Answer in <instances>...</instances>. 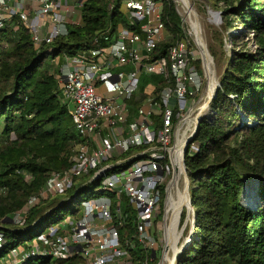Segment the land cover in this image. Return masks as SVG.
<instances>
[{"label": "trees", "instance_id": "obj_1", "mask_svg": "<svg viewBox=\"0 0 264 264\" xmlns=\"http://www.w3.org/2000/svg\"><path fill=\"white\" fill-rule=\"evenodd\" d=\"M120 1L84 0L76 12L79 24L69 26L66 35L49 45L35 46L21 26L0 29V262L47 227L61 222L64 217L53 223L48 220L65 202L81 204L83 189L99 186L97 181L89 182V176L82 177L64 194L30 207L20 224L2 223L21 212L27 201L42 191L51 174L72 166L73 148L82 140L60 96L56 76L64 57L87 49L107 29H132L119 10ZM201 1L222 14L224 27L217 32L220 44L207 46L220 71L219 87L210 103L211 117L202 119L186 148L184 165L194 218L187 225L189 243L175 264H264V0ZM155 2L162 5L168 31L151 53L159 59L167 57L169 47L184 33L172 1ZM234 23L239 32L229 37L230 48L226 49L223 41ZM195 65L201 71L200 62ZM162 82L159 77L141 76L138 98L147 83L161 87ZM193 145L197 150L190 155ZM145 149H130L122 155L123 162L115 172L126 169L130 157ZM250 182L255 184L254 209L242 203ZM159 192L162 208L163 185ZM79 208H69L68 214H79ZM129 209L123 212L129 213ZM185 215L183 212L182 222ZM38 222L42 223L39 231L24 239L25 232ZM114 226L122 239L134 234L131 220L123 227ZM132 253L133 264H141L143 250L136 247ZM76 263L79 260L43 257L30 258L25 264Z\"/></svg>", "mask_w": 264, "mask_h": 264}, {"label": "built area", "instance_id": "obj_2", "mask_svg": "<svg viewBox=\"0 0 264 264\" xmlns=\"http://www.w3.org/2000/svg\"><path fill=\"white\" fill-rule=\"evenodd\" d=\"M83 1L0 0V29L21 26L35 46L49 45L66 35L69 26L79 24L76 12ZM119 10L132 29H107L87 49L64 57L56 76L60 96L82 140L73 148L72 166L51 174L12 222L20 224L30 207L64 194L82 177L97 181L98 192L107 197L82 201L79 214L47 227L26 246L12 250L2 264H25L43 257L77 259L76 264H133L136 247L143 250L141 264H168L164 257L169 227L164 222L157 224V232L153 230L161 209L159 187L172 176L165 188L168 194L178 167L175 149L192 136L198 116L206 119L212 114L205 107L208 94H202L206 73L203 63L204 76L195 65L202 56L192 29H182L184 37L169 47L167 57H152L168 34L161 4L121 0ZM143 75L163 82L161 87L147 83L138 98ZM141 147L147 149L130 157L126 169L115 172L122 155ZM196 150L193 145L190 155ZM181 179L180 173L176 189ZM123 202L134 214L122 211ZM130 220L134 234L122 239L114 223L123 227Z\"/></svg>", "mask_w": 264, "mask_h": 264}, {"label": "rangeland", "instance_id": "obj_3", "mask_svg": "<svg viewBox=\"0 0 264 264\" xmlns=\"http://www.w3.org/2000/svg\"><path fill=\"white\" fill-rule=\"evenodd\" d=\"M170 1H172L178 16L180 17V19L182 21L183 29L191 30V25L189 22V16H188L186 10L182 7V5L177 0H170ZM189 3H190V5L192 4L191 7L194 9L195 13L197 14L198 23H199V27H200V34H201V38H202V41H203L205 47L207 48V46L209 44L218 46L220 44V36L221 35L217 34V32L219 33L221 31V29H223V27H224L222 24L223 23L222 14L220 12L214 11V9H211L208 6V4H206L204 1H201V0H189ZM234 25H235V27L226 33L227 38L226 39L224 38V41H223L224 42V48H226V49L230 48V44L228 42L229 37H231L234 34L239 32L238 24L234 23ZM249 48L251 50L254 49L252 44L249 45ZM202 63L203 62L200 60V67L202 66ZM212 71H213L214 80L216 82H218L220 71H219V69H217L215 67L213 61H212ZM199 72H201V75L204 76L203 70L202 71L199 70ZM207 84H208V81H207V77H206L204 80L203 88H202V94L203 93L205 94ZM210 117H211V115H209V117L207 119H209ZM245 120L247 123H249V121L247 119H245ZM171 180H172V176H168V177H166V179L164 180V183L162 184L164 186L165 198L163 199L162 208L159 210V217L157 219L158 221L156 223H154V227H153L154 232L155 231L157 232L158 227H159L157 224H159V223L163 224L165 222L166 227L170 226V218L172 216V212H171V209L168 208L169 207V205L167 204L168 194L166 195L165 188ZM175 186L176 185L174 184L169 190V194L173 200H177L178 193L183 192L184 180L181 179L179 181L178 189H176ZM100 189H101V186H97V187L89 186L88 188L83 189V192L80 194L79 199L81 201H91L93 198H96V197L106 198L107 197L106 193H99L98 192ZM256 200H257V198H256ZM187 203H188V200H187ZM255 203H256V201L254 202L253 207H250L249 205H245V206L254 209L255 205H256ZM79 205H80L79 201H76L73 203H70L69 201L65 202L64 205L60 208V210H58L57 213L48 220V222L53 223V222L57 221L58 219H60L61 217H64V218L68 217L69 216L68 209L78 207ZM121 207H122V211H127V209L129 208L127 202H123L121 204ZM133 212L134 211L130 208L129 213L134 214ZM165 212H166V217H165V219H163ZM183 212L186 213L184 222L181 221V217H182ZM21 216H22V214H21ZM193 218L194 217H193L192 210L190 209L189 205L187 204L182 209V211L180 212V214L178 216V220H177L178 225L176 224L175 232L179 236L178 243L176 244V251H177L176 254H180L179 252L181 251V249L189 242V237L186 236L187 225H188V223L192 224ZM41 224H42L41 222L34 224L30 232H25L24 239H27L28 237L35 235L39 231V229L41 228ZM167 249H168V254L166 253ZM174 254L175 253L171 250V248L168 247V242H167V246L165 249V255H167L166 262L168 264L171 261V258L173 257ZM8 260L11 261V259H8ZM157 260H159V257H157ZM5 261L6 260H3L2 262H5ZM2 262H1V264H2ZM158 263H159V261H157V264ZM149 264H152V263H149Z\"/></svg>", "mask_w": 264, "mask_h": 264}, {"label": "bare ground", "instance_id": "obj_4", "mask_svg": "<svg viewBox=\"0 0 264 264\" xmlns=\"http://www.w3.org/2000/svg\"><path fill=\"white\" fill-rule=\"evenodd\" d=\"M182 7L186 10L188 16H189V22L191 25V29L193 30L194 34L195 31L198 30V27L196 26L192 12H195L194 9L191 7L189 0H177ZM194 6V5H193ZM192 10V12L189 9ZM201 36V34H200ZM197 43L199 45L200 49V54L203 58L204 65H205V73L208 77V84L206 88V92L208 96H211L214 91H215V83L213 79V71H212V65H211V59H206V55L204 52V43L202 41V38L199 37L197 40ZM176 150V177L174 181L170 184L168 189H170L177 181L179 178V174L181 173V167H180V161H181V155L183 151V143L181 145H178V147L175 149ZM243 204L244 205H249L250 207H253L254 202L256 201V195H255V184L250 182L246 184L245 191L243 194ZM167 204L169 205V209H171L172 216L170 218V226L166 230V244L168 242V247L171 248V250L176 254V244L178 243V234L175 232L176 229V224L178 220V216L182 209L188 204L187 203V197L184 192L178 193L177 195V200H173L168 192V198H167ZM167 211V210H166ZM166 213V212H165ZM178 225V224H177ZM167 246V245H166ZM166 249V248H165ZM167 260V255L164 257V261ZM172 260V258H171Z\"/></svg>", "mask_w": 264, "mask_h": 264}, {"label": "water", "instance_id": "obj_5", "mask_svg": "<svg viewBox=\"0 0 264 264\" xmlns=\"http://www.w3.org/2000/svg\"><path fill=\"white\" fill-rule=\"evenodd\" d=\"M81 1V0H80ZM189 9V8H188ZM191 12L192 10L189 9ZM192 15H193V19H194V22L196 24V26L198 27V30L195 31V34H194V38H195V41L201 37L200 36V27H199V23H198V17H197V14L195 12H192ZM197 43V41H196ZM198 44V43H197ZM204 52H205V55H206V59H211L209 53H208V50L207 48L205 47L204 45ZM202 62H203V67H204V71H205V65H204V61H203V58H202ZM211 65H212V59H211ZM207 77V75H206ZM214 79V78H213ZM207 81L208 80V77H207ZM214 83H215V91L214 93L211 95V96H208L207 98V101H206V104H205V107L206 108H210V103L211 101L213 100L214 96H215V93H216V90L217 88L219 87V84L218 82H216L214 80ZM211 110V109H210ZM202 121V119L198 116L197 119H196V126H195V130H194V133L192 134V136L185 141V143L183 144V151H182V155H181V161H180V167H181V174H182V177H183V180H184V190L183 192L185 193L186 197H187V200H188V205L191 209V199H190V194H189V179H188V176H187V173H186V169H185V165H184V160H185V155H186V148L188 146V144L192 141L197 129H198V126L200 125V122ZM192 210V209H191ZM6 221H8V223H11L12 220L10 219H4L2 221V223H4ZM190 240V239H189ZM189 243V242H188ZM188 243L181 249V251L179 253L182 252V250L188 245ZM167 254H168V249L166 250ZM179 254H174L173 257H172V260L169 262V264H175L176 260H177V257H178Z\"/></svg>", "mask_w": 264, "mask_h": 264}]
</instances>
